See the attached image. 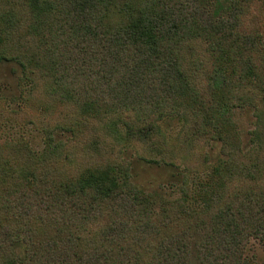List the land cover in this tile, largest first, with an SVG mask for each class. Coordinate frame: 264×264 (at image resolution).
Here are the masks:
<instances>
[{"label": "trees", "instance_id": "1", "mask_svg": "<svg viewBox=\"0 0 264 264\" xmlns=\"http://www.w3.org/2000/svg\"><path fill=\"white\" fill-rule=\"evenodd\" d=\"M6 63L22 92L12 107L0 82V264H255L264 0H0ZM128 150L172 180L137 186Z\"/></svg>", "mask_w": 264, "mask_h": 264}, {"label": "rangeland", "instance_id": "2", "mask_svg": "<svg viewBox=\"0 0 264 264\" xmlns=\"http://www.w3.org/2000/svg\"><path fill=\"white\" fill-rule=\"evenodd\" d=\"M20 68L14 63L0 64V82L3 85L6 98L11 102L12 107H17L21 97L22 88L20 86L19 77ZM236 118L242 131L245 141L248 140L249 131L253 127V118L248 109H239L236 112ZM180 122L171 119L163 123L164 129L169 135H173ZM16 137L25 138L29 141L40 142L42 136L31 129L23 128L13 130ZM213 157H218L219 146L212 148ZM125 156L133 162V181L139 187L148 190L160 189L163 185L172 180L175 170L172 167L159 166L150 164L143 160H139L133 154V150H128ZM249 256L254 259L255 264H264V242L253 240L249 246Z\"/></svg>", "mask_w": 264, "mask_h": 264}]
</instances>
